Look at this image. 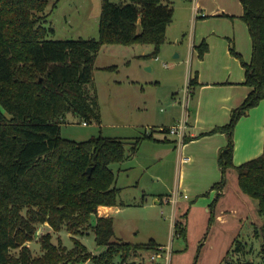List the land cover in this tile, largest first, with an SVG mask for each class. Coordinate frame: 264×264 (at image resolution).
<instances>
[{"label":"trees","instance_id":"obj_1","mask_svg":"<svg viewBox=\"0 0 264 264\" xmlns=\"http://www.w3.org/2000/svg\"><path fill=\"white\" fill-rule=\"evenodd\" d=\"M241 2V18L252 38L251 61H244L233 49L231 52L241 59L244 83L251 91L232 110L228 123L207 133L227 136L218 154L222 175L213 186L218 194L210 209L227 184L228 170L234 168L241 190L258 201L264 218V154L234 163L236 125L264 99V0ZM172 4L165 0H102L98 38L58 40L49 38L54 30L46 26L51 13H46L48 0H0V264H115L116 257L125 262L132 255L162 246L154 238L144 243L117 239L114 218L97 216L99 206L118 204L121 188L116 186L111 165L134 155L153 132L132 140L99 135L76 141L62 137L61 121L72 112L87 124H101L94 82L98 52L103 45L142 44L154 47L143 57H156L167 40ZM195 49L203 58L208 44L204 40ZM196 83L195 76L189 88ZM167 129L161 131L167 133ZM212 220L213 215L210 224ZM44 225L54 231L66 228L74 246L55 244L50 232L42 230ZM87 228L104 247L101 253L94 255L76 237ZM174 236H187L182 219L174 224ZM255 236L262 237L259 264H264V221L255 227ZM35 238L42 248L38 256L30 248ZM244 244L236 240L235 251Z\"/></svg>","mask_w":264,"mask_h":264},{"label":"rangeland","instance_id":"obj_2","mask_svg":"<svg viewBox=\"0 0 264 264\" xmlns=\"http://www.w3.org/2000/svg\"><path fill=\"white\" fill-rule=\"evenodd\" d=\"M185 1L171 0L176 10L169 25L167 40L162 44L156 57L132 56L141 53L150 54L153 51L152 45H103L98 52L94 71L95 91L98 98L101 124L90 122L85 125L80 116L68 112L61 121L62 137L83 141L102 135L132 140V138L143 135L145 131L150 133L153 130L154 133L159 134L161 131L157 127L158 124L172 125L182 119L185 89H187L190 79L193 78L194 70L193 55L186 46L192 30H194V25L187 18L188 4H185ZM55 3L57 4L53 7ZM239 3L243 8L241 0H239ZM101 6L102 0H48L46 13H51L48 16L46 26L54 30V32H49V38L58 40L98 38ZM227 19V15L226 18L222 19L220 23L222 27H225ZM242 21L244 20L242 19ZM248 37H251L250 32ZM250 41H252V38ZM229 49L230 57L234 61L229 62L232 73L237 74L239 72L245 75L241 59L234 55L231 50L233 49L239 53L244 61H246V57L244 58V54L242 53V55L238 51L233 39L229 41ZM176 53L180 54L178 59L173 58ZM108 66L113 68L105 69ZM189 99L191 108V97ZM262 107L264 109V99L260 100L251 109L254 108L260 111ZM190 110L193 111L194 109L191 108ZM247 114L242 115L240 119ZM188 120H190V117ZM163 128L165 127H162L161 130ZM251 128V124H246L241 130L242 137L247 141V144L255 142L258 138L254 133L255 129ZM167 137L174 140L177 138L175 135H167ZM234 140L236 143V130ZM145 154L141 151L136 156L131 157L126 163L130 167L127 169L129 172L127 170L119 171V166L122 164L114 163L111 165L116 174L117 184L124 187L119 195V200H123L125 205L123 212L119 214L121 218L116 226V238L138 243L147 242L150 238H154L164 244L170 243L171 245L172 243L179 264H259L262 262L261 247L263 241L261 236H255V229H253L250 238H247L246 231H243L240 240L245 243V247L238 252L235 251L236 245L230 246L231 250L229 249L230 253L225 261H223L224 259L222 261L218 259L220 247L211 246L206 241L208 228L205 230L197 229L196 231L190 229V235L186 238L173 236L171 234V206L159 202L160 197L168 196L169 192L161 185L163 178L159 183L152 180L153 172L159 173L164 178H172V163L162 160L147 165L150 160L147 159ZM235 173L237 176L236 171ZM232 177L233 174H231L230 179L233 182L234 178ZM143 188H146V190ZM137 194L141 198L145 197V201L143 202L142 199L137 197ZM187 195L189 198L183 197L182 199L191 203L190 194L187 193ZM156 199H158L157 203L154 202ZM126 203H130V205ZM185 211L177 216L183 222L188 221L192 209ZM194 217L195 211L192 212V221ZM262 220L264 221V218ZM94 221L95 216L92 217V222ZM42 230L50 232L52 241L55 244L64 245L67 248L74 246V242L66 228L54 231L48 225H44ZM199 236H202L200 241L197 240ZM76 237L94 255L104 250L103 246L96 243L95 234L89 228L77 234ZM38 239L35 238L30 242V248L35 256L42 254ZM145 252L148 251L143 253ZM12 253L17 255L18 250H13ZM129 258L126 261L128 264ZM115 259V264H121L118 257ZM130 260L132 261L131 258ZM142 261L140 258L137 262ZM173 262L172 258L170 264H173ZM68 264L94 263L80 261ZM131 264H135V262Z\"/></svg>","mask_w":264,"mask_h":264},{"label":"crops","instance_id":"obj_3","mask_svg":"<svg viewBox=\"0 0 264 264\" xmlns=\"http://www.w3.org/2000/svg\"><path fill=\"white\" fill-rule=\"evenodd\" d=\"M165 1L171 2V0ZM185 4H188L187 18L194 25V30H192L186 46L188 51L192 52L191 55H193V77H197V85L190 88L189 96L191 97V108L194 109L193 111L190 110L189 98L186 102L187 120L190 117L187 122L186 141L178 145L174 139L167 137L170 134L161 131L162 127L171 125L158 124L157 127L160 128L159 131L161 133L157 134L152 130L153 133L150 132L152 133V138L143 140L134 155L136 156L141 151L145 152V156L150 160L147 165L162 160L172 163V178H164L159 173L153 172L152 174L153 182L159 183L162 178L164 179H162L161 185L169 192L168 196L160 197L159 202L161 204L167 203L171 206L172 226L173 222L178 219L177 216L184 213L183 211H189V209H192V212L195 211L193 221L192 212H188L190 216L186 222L187 236L190 235V229L196 231L197 229L205 230L208 228L209 232L206 241L211 246L220 247L218 259L222 261L231 250L229 247L236 240L241 239L243 231H246L247 238H250L253 234V229L263 224V217L259 213L258 201L241 190L238 175L236 176L234 168L228 170L227 184L215 207L210 209V204L218 194L217 189L213 188V186L221 180L222 175L218 164V154L220 149L226 145L227 136L220 132L207 133L216 126L228 123L232 110L240 106L251 91V87L244 83L245 75L239 72L234 74L231 71L232 68L229 66V62L234 61L230 57L229 41L234 40L238 51L244 54H242L244 58L246 57V62H249L252 57V41H250L251 37H248V26L243 23L244 21L241 18L244 9L239 0H186ZM172 5L174 6V4ZM175 10L176 7L174 6V12ZM226 15L228 19L225 27H222L220 23L223 18H226ZM204 40L208 44V50L203 58H200L195 46ZM124 54L126 53L124 52ZM143 55L146 54L141 53L132 56ZM178 58L176 57L175 59ZM243 71L245 72V70ZM257 110L251 109L238 123L234 150V163L236 165L264 154V109L262 107L260 111ZM246 124H251V129H255L254 133L258 136L255 142L247 144V141L243 139L241 130ZM145 133L147 132L145 131ZM131 157L119 163L122 164L119 166V171L130 168L126 163ZM231 174H233V182L230 180ZM116 186L121 188V191L124 188L117 184V179ZM143 189L146 190V188ZM187 193L190 194L191 203L182 199L183 195ZM174 194L177 195L175 203L171 200ZM137 197L142 199L143 202L146 199L145 197L141 198L138 194ZM157 201L158 199L154 202L157 203ZM126 204L130 205V203ZM124 205L123 200L120 201L118 198L117 205H101L98 207L97 216L114 218L115 235L118 220L121 218L119 214L123 212ZM211 215H213V220L210 224ZM201 237L199 236L197 240L200 241ZM126 241L132 242L130 240ZM156 241L161 245L166 244ZM174 252L175 250L172 254L173 264H179V259L176 258L177 254ZM148 253L142 252L138 255H132L130 257L132 261L130 258L128 260L129 264L134 262L135 264H146L145 256L147 258ZM118 258L121 264H128L126 261L122 262L121 257ZM140 258L143 261L138 263L137 261Z\"/></svg>","mask_w":264,"mask_h":264},{"label":"built area","instance_id":"obj_4","mask_svg":"<svg viewBox=\"0 0 264 264\" xmlns=\"http://www.w3.org/2000/svg\"><path fill=\"white\" fill-rule=\"evenodd\" d=\"M185 97H184V103H183V115L182 119L177 121V123L171 125L167 129V133L170 135H175L177 138L175 139L176 143L178 145H181L185 141V136H186V128L188 126L187 123V106L186 102L187 99L190 96V88L189 84L187 86V89H185ZM85 125H88L86 122H84ZM176 197L177 195L174 194L171 198L172 202H176ZM183 197L188 198L187 194H184ZM170 200V201H171ZM177 220V219H176ZM176 220L173 222V226L171 227L172 235L174 236V224ZM171 239H173L171 237ZM149 253L147 254L146 258V264H170L171 259H172V254H173V249H172V243L162 245L159 247L158 250L156 251H148Z\"/></svg>","mask_w":264,"mask_h":264},{"label":"water","instance_id":"obj_5","mask_svg":"<svg viewBox=\"0 0 264 264\" xmlns=\"http://www.w3.org/2000/svg\"><path fill=\"white\" fill-rule=\"evenodd\" d=\"M178 56H179V54L176 53L175 56H174V58H176V57L178 58ZM88 173H89V174L91 173V169L88 170Z\"/></svg>","mask_w":264,"mask_h":264}]
</instances>
